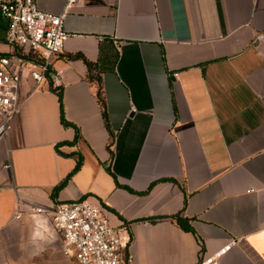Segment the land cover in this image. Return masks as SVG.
<instances>
[{
	"label": "crops",
	"instance_id": "1",
	"mask_svg": "<svg viewBox=\"0 0 264 264\" xmlns=\"http://www.w3.org/2000/svg\"><path fill=\"white\" fill-rule=\"evenodd\" d=\"M7 27L0 12L4 61ZM63 28L70 125L51 80L34 89L26 71L0 139V264H78L33 211L76 199L103 207L131 264H196L233 237L219 264H264V0H75Z\"/></svg>",
	"mask_w": 264,
	"mask_h": 264
},
{
	"label": "built area",
	"instance_id": "2",
	"mask_svg": "<svg viewBox=\"0 0 264 264\" xmlns=\"http://www.w3.org/2000/svg\"><path fill=\"white\" fill-rule=\"evenodd\" d=\"M75 0H66V10L53 14L38 8L35 0H0V12L8 21L7 42L14 48L25 47L43 58L41 64L14 54L4 61L0 56V139L11 129L22 106L21 81L29 71L34 89L47 79L55 89L63 88L62 72L53 68L54 56L63 52L69 32L64 30V18ZM15 53V52H14ZM46 214L54 230L61 236L65 255L74 256L78 264H131L134 255H125L121 230L114 227L101 205L89 199H76L54 208H34ZM21 211L15 215L18 218ZM238 239L233 237L216 253L202 256L196 264H219L221 258Z\"/></svg>",
	"mask_w": 264,
	"mask_h": 264
},
{
	"label": "trees",
	"instance_id": "3",
	"mask_svg": "<svg viewBox=\"0 0 264 264\" xmlns=\"http://www.w3.org/2000/svg\"><path fill=\"white\" fill-rule=\"evenodd\" d=\"M15 54L17 55H21L23 58H25V60H29V61H33V62H37L39 64H41L43 62V58L39 57L37 55V53L30 51V50H26L25 47L22 46H17L15 48ZM75 56L80 57V55L75 54ZM88 64L89 66V71H90V78L94 81V83H96V95L97 98L99 100V103L101 105V110L105 119V123L107 125L108 128H110V124H109V118H108V112L106 110L107 104H106V99H105V94H104V89H103V83H101L102 80V75H101V71L99 70H95L93 68V63L88 61L87 59H85V57L81 56ZM57 94H58V98H59V103H60V107L59 110L61 112V121L65 126L70 125V123L66 120L65 115H64V110H63V90L62 89H56ZM77 134L75 136V140L77 139ZM58 187H55L53 190V196H56L58 193ZM171 218H173L174 220L177 221L178 224H181L186 230H191L190 226L188 225V221L183 218L181 215L176 214V215H172L170 216Z\"/></svg>",
	"mask_w": 264,
	"mask_h": 264
}]
</instances>
